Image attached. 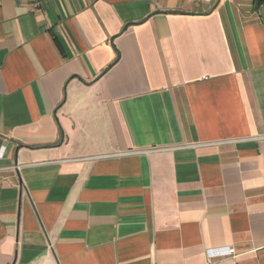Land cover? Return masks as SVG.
Instances as JSON below:
<instances>
[{
    "label": "crops",
    "instance_id": "1",
    "mask_svg": "<svg viewBox=\"0 0 264 264\" xmlns=\"http://www.w3.org/2000/svg\"><path fill=\"white\" fill-rule=\"evenodd\" d=\"M0 264H264V0H0Z\"/></svg>",
    "mask_w": 264,
    "mask_h": 264
},
{
    "label": "built area",
    "instance_id": "2",
    "mask_svg": "<svg viewBox=\"0 0 264 264\" xmlns=\"http://www.w3.org/2000/svg\"><path fill=\"white\" fill-rule=\"evenodd\" d=\"M208 254L211 255V253H208ZM218 254H220V255L234 254V249L233 248H225V249H222L221 251H219Z\"/></svg>",
    "mask_w": 264,
    "mask_h": 264
}]
</instances>
